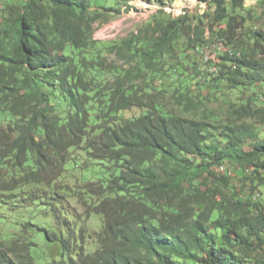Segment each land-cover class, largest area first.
Segmentation results:
<instances>
[{"label":"trees","instance_id":"trees-1","mask_svg":"<svg viewBox=\"0 0 264 264\" xmlns=\"http://www.w3.org/2000/svg\"><path fill=\"white\" fill-rule=\"evenodd\" d=\"M129 1L25 0L0 18V169L8 185L0 192L43 188L37 207L60 229L40 226L32 233L55 245L51 264H264L258 252L264 201L200 181L207 174L229 188L233 168L231 174L217 171L226 162L259 173L264 135L246 122L219 130L154 101L137 118L123 119L119 111L141 105L139 90L118 75L117 88L105 89L108 70L101 67V49L108 48L134 73L158 72L156 65L184 38L192 51L204 46L208 62L219 68L209 72L200 59L197 77L234 88L264 86V30L245 26L243 0H231L230 7L226 0H207L211 12L184 9L172 18L160 11L137 33L112 43L93 39L95 24L128 10ZM146 1L165 6L174 0ZM219 39L226 49L217 56L211 46ZM117 69L128 77L129 70ZM175 97L190 109L188 94ZM247 134L254 137L250 150L243 149ZM81 155V179H90L91 187H82L80 196L102 220L91 260L76 250L74 216L63 207L77 191L51 176L54 169L63 175L79 166ZM27 251L20 262L0 251V264H38L39 250Z\"/></svg>","mask_w":264,"mask_h":264},{"label":"rangeland","instance_id":"rangeland-1","mask_svg":"<svg viewBox=\"0 0 264 264\" xmlns=\"http://www.w3.org/2000/svg\"><path fill=\"white\" fill-rule=\"evenodd\" d=\"M24 2L25 0H0V18L8 14L11 5H21ZM226 2L230 7L231 0H226ZM128 4V10L113 15L106 22L95 24L92 32L93 39L112 43L113 40L137 33L153 14L160 11L163 16L173 18L182 14L184 9L198 14L213 10V6L207 4V0H174L165 6L146 0H131ZM242 6L245 26L249 29L264 30L262 0H243ZM205 33L209 35V31L206 30ZM101 50L103 53L101 67L108 70L104 76V88H117L115 80L118 75L123 76L122 83H125L126 86L134 84L133 90H139L141 105L119 111L118 114L123 119L137 118L154 101L167 111H176L183 116L201 118L219 130L231 122H246L260 133V137L264 135V98H259V94L264 92V86L234 88L230 87L225 80L213 81L209 77H205V79L197 77L193 68L194 65L200 64V53L186 47L184 38H180L178 44L170 50V54L156 65V67H161L156 68L158 72H155V69L151 71V69L145 68L142 73H134L132 67H125L122 60L110 49L102 48ZM203 63L205 68L207 67L206 69L210 67L209 64H212L210 62ZM117 68L129 70L128 77L126 78L124 70ZM178 92L189 95L191 105L190 102L185 103L189 104V110L185 111L177 105L175 96ZM120 122L122 121L118 120V123ZM253 141V135L247 134L243 141V149L250 150ZM80 158L81 164L74 165L63 172L64 176L57 174L55 169L52 170L51 176L52 178L56 176L55 184H66L71 192L77 191L78 196L68 198L63 207L74 216L72 222L75 227L73 237L76 240L74 245L76 250L79 249L80 256L91 260L92 255L98 249L95 238L100 234L102 220L97 211L80 196L82 187H91L90 179H81V168L86 167V163L82 155ZM225 164L234 170L233 175L228 179L229 188L218 185L216 178L207 174L203 175L200 181H204L210 188L220 187L224 191L232 189L238 193V196L245 197L253 193L257 200L264 201V168L259 169V173H254L252 165L240 166L227 162ZM5 181V171L0 169L1 189L7 188L8 185H5ZM38 186H23L21 187L23 190L11 191V193L10 191L0 192V251L5 252L16 262L22 261L23 254H30L27 251L29 246H35L39 250L38 258L34 259L38 264L44 261L49 264L56 262L51 256L56 250L55 245L46 243L41 236L32 233L33 230L41 231L43 226L60 229L59 222L55 221L51 213L37 207L41 202L40 194L44 193L43 188ZM25 193L31 195L36 201L26 200ZM19 195L21 200L17 198ZM258 252L264 254L263 245L259 247Z\"/></svg>","mask_w":264,"mask_h":264},{"label":"bare ground","instance_id":"bare-ground-1","mask_svg":"<svg viewBox=\"0 0 264 264\" xmlns=\"http://www.w3.org/2000/svg\"><path fill=\"white\" fill-rule=\"evenodd\" d=\"M201 45V44H200ZM204 47V46H203ZM203 47H200V48H203ZM207 47H209V46H207ZM211 48H212V50H213V52H214V54H215V52H219L218 54H221L225 49H226V47H225V44H224V42L221 40V39H219V40H217V41H215V43H213V45L211 46ZM209 49V48H208ZM196 51H198V50H196ZM205 54H203V56L202 55H200V59H202V61L203 62H208L209 61V59H210V54L209 53H206L204 50H202ZM231 51V50H230ZM199 53H200V51H198ZM197 52V53H198ZM209 52V51H208ZM211 52V51H210ZM232 52V51H231ZM236 54V53H235ZM237 55V54H236ZM218 56V55H217ZM216 57V56H215ZM217 59V58H216ZM209 63V62H208ZM207 63V64H208ZM206 64V65H207ZM208 66H210L208 69H207V71H209V72H212V73H214V74H216V73H218V66L217 65H213V64H209ZM207 68V67H206ZM225 168V169H224ZM217 171H219V172H227L228 174H231L232 173V171H231V168L227 165V164H219L218 166H217Z\"/></svg>","mask_w":264,"mask_h":264},{"label":"built area","instance_id":"built-area-1","mask_svg":"<svg viewBox=\"0 0 264 264\" xmlns=\"http://www.w3.org/2000/svg\"><path fill=\"white\" fill-rule=\"evenodd\" d=\"M196 50L200 51V55L203 56V54H205L200 48H196ZM219 52H215V55H218ZM225 169V168H224Z\"/></svg>","mask_w":264,"mask_h":264}]
</instances>
